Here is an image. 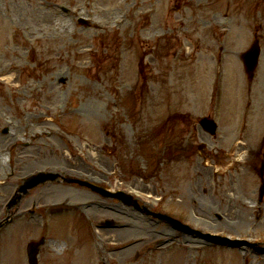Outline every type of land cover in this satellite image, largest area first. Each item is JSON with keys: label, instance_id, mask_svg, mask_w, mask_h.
Here are the masks:
<instances>
[{"label": "rangeland", "instance_id": "1", "mask_svg": "<svg viewBox=\"0 0 264 264\" xmlns=\"http://www.w3.org/2000/svg\"><path fill=\"white\" fill-rule=\"evenodd\" d=\"M79 16L96 29L81 27ZM256 32L260 65L246 75L240 54ZM263 63L264 0H0V219L21 180L46 169L129 192L200 231L264 246L257 189ZM204 116L217 122L216 136L197 125ZM202 141L216 154L178 152L187 144L190 153ZM31 197L96 201L83 213L48 219L51 248L38 264H264V255L248 248L206 249L191 238L156 248L154 241L171 236L169 227L73 185L46 183ZM105 220L124 229L95 228ZM41 230L37 218L8 226L0 264H28L26 245ZM123 244L129 245L123 251L103 253Z\"/></svg>", "mask_w": 264, "mask_h": 264}, {"label": "water", "instance_id": "2", "mask_svg": "<svg viewBox=\"0 0 264 264\" xmlns=\"http://www.w3.org/2000/svg\"><path fill=\"white\" fill-rule=\"evenodd\" d=\"M201 125L203 126V129L207 130V131H211L212 130V124L211 121H208L207 119L203 120L200 122ZM31 259L33 258V254H31Z\"/></svg>", "mask_w": 264, "mask_h": 264}]
</instances>
